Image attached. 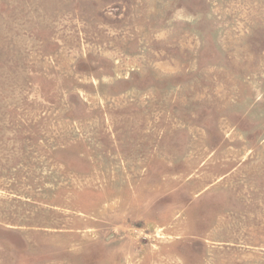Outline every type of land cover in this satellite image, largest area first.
I'll return each instance as SVG.
<instances>
[{"label":"rangeland","instance_id":"374dc122","mask_svg":"<svg viewBox=\"0 0 264 264\" xmlns=\"http://www.w3.org/2000/svg\"><path fill=\"white\" fill-rule=\"evenodd\" d=\"M0 264H264V0H0Z\"/></svg>","mask_w":264,"mask_h":264}]
</instances>
